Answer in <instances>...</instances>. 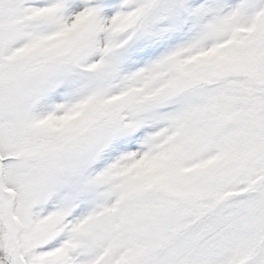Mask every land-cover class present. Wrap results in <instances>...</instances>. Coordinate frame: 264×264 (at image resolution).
Instances as JSON below:
<instances>
[{
    "label": "snow or ice",
    "instance_id": "obj_1",
    "mask_svg": "<svg viewBox=\"0 0 264 264\" xmlns=\"http://www.w3.org/2000/svg\"><path fill=\"white\" fill-rule=\"evenodd\" d=\"M0 264H264V0H0Z\"/></svg>",
    "mask_w": 264,
    "mask_h": 264
}]
</instances>
